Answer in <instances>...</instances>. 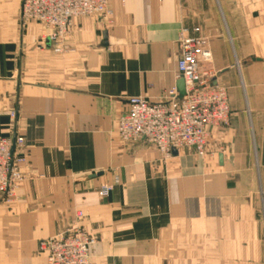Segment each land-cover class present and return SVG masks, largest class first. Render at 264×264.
<instances>
[{
    "label": "crops",
    "instance_id": "1",
    "mask_svg": "<svg viewBox=\"0 0 264 264\" xmlns=\"http://www.w3.org/2000/svg\"><path fill=\"white\" fill-rule=\"evenodd\" d=\"M111 7L109 23L73 19L55 53L22 0H0V137H24L33 176L0 202V264H48L41 242L74 227L97 238V264H264V0ZM183 29L208 39L232 114L205 157L163 158L116 127L130 97L177 92Z\"/></svg>",
    "mask_w": 264,
    "mask_h": 264
},
{
    "label": "built area",
    "instance_id": "2",
    "mask_svg": "<svg viewBox=\"0 0 264 264\" xmlns=\"http://www.w3.org/2000/svg\"><path fill=\"white\" fill-rule=\"evenodd\" d=\"M112 1L22 0V20L42 25L46 29L45 41L55 53H63L69 49L67 41L73 19L90 17L109 23L113 16ZM178 43L177 77L184 78L186 95L180 99L175 92L157 102L143 96L130 97L127 111L117 121L116 133L125 143L145 139L163 158L173 156L174 150L184 149H194L197 155L205 157L209 153V129L230 124L228 90L211 79L207 66L213 54L207 38L191 36L183 29ZM16 116L12 111L11 117ZM24 151V137H0V202L13 203L23 183L33 178ZM113 188V184H105L99 194L107 197ZM96 242L95 236L74 227L44 239L40 252L48 264H97L91 258Z\"/></svg>",
    "mask_w": 264,
    "mask_h": 264
},
{
    "label": "water",
    "instance_id": "3",
    "mask_svg": "<svg viewBox=\"0 0 264 264\" xmlns=\"http://www.w3.org/2000/svg\"><path fill=\"white\" fill-rule=\"evenodd\" d=\"M105 34V38H106ZM177 93H178V98L182 99L186 95V86H185V80L184 78H180L177 82ZM173 154L177 155L178 151L174 150ZM220 159L222 160V156L220 155ZM101 175V173H100Z\"/></svg>",
    "mask_w": 264,
    "mask_h": 264
}]
</instances>
